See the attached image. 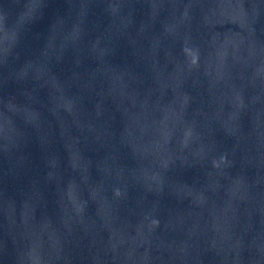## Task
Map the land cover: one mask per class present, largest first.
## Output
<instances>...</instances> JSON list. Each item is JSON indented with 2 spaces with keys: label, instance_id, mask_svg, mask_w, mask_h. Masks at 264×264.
<instances>
[{
  "label": "water",
  "instance_id": "obj_1",
  "mask_svg": "<svg viewBox=\"0 0 264 264\" xmlns=\"http://www.w3.org/2000/svg\"><path fill=\"white\" fill-rule=\"evenodd\" d=\"M0 264H264V0H0Z\"/></svg>",
  "mask_w": 264,
  "mask_h": 264
}]
</instances>
